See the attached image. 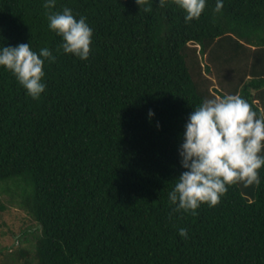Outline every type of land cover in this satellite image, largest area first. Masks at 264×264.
I'll return each mask as SVG.
<instances>
[{
    "label": "trees",
    "instance_id": "1",
    "mask_svg": "<svg viewBox=\"0 0 264 264\" xmlns=\"http://www.w3.org/2000/svg\"><path fill=\"white\" fill-rule=\"evenodd\" d=\"M47 0H0V49L48 48L45 91L0 66V210L32 225L0 264H264L260 184L215 207L175 212L180 145L203 99L239 94L264 112V0H206L201 17L168 0H56L93 30L90 56L57 51ZM150 111L154 113L150 116ZM185 228L188 237L179 230Z\"/></svg>",
    "mask_w": 264,
    "mask_h": 264
},
{
    "label": "clouds",
    "instance_id": "2",
    "mask_svg": "<svg viewBox=\"0 0 264 264\" xmlns=\"http://www.w3.org/2000/svg\"><path fill=\"white\" fill-rule=\"evenodd\" d=\"M135 2L140 11H152L149 0ZM167 3L168 0H159L161 8ZM172 3L185 12L186 23L198 20L206 7V0H172ZM223 6L222 0H217L215 11L220 12ZM43 7L48 27L63 40L57 51L62 49L64 53L87 60L93 30L86 18L77 19L67 6L61 11H51L56 7V0H47ZM45 60H56L48 48H41L37 53L30 44L21 43L0 49V66L33 99H39L46 88L42 82ZM149 115L154 113L150 111ZM179 154L185 171L168 193L175 212L196 215L202 204L217 206L230 186H258L259 170L264 167V112L258 114L239 94L205 98L189 116ZM179 235L186 239L187 229L181 228Z\"/></svg>",
    "mask_w": 264,
    "mask_h": 264
},
{
    "label": "rangeland",
    "instance_id": "3",
    "mask_svg": "<svg viewBox=\"0 0 264 264\" xmlns=\"http://www.w3.org/2000/svg\"><path fill=\"white\" fill-rule=\"evenodd\" d=\"M0 197L3 198L1 194ZM32 224L29 216L17 206L8 205L6 211L0 210V249L18 246L22 230Z\"/></svg>",
    "mask_w": 264,
    "mask_h": 264
}]
</instances>
